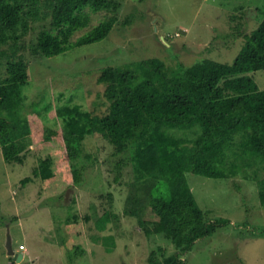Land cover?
Masks as SVG:
<instances>
[{"label": "trees", "instance_id": "obj_1", "mask_svg": "<svg viewBox=\"0 0 264 264\" xmlns=\"http://www.w3.org/2000/svg\"><path fill=\"white\" fill-rule=\"evenodd\" d=\"M120 6V0H0V58L6 57L5 75L0 77L2 157L18 159L33 144L38 161L32 172L44 189L52 190L58 181L78 185L83 180L77 166L82 141L87 135H100L112 146V156L122 155L113 164V180H119L127 163L132 169L123 213L135 217L147 237L161 234L178 251L162 259L151 251L149 264H185L180 255L227 222L206 219L190 190L187 172L209 178L241 173L255 182L264 208V176H260L264 171V11L257 26L244 33L239 31L243 17L236 13L240 6L227 11L232 29L228 35L243 37L230 63L203 58L168 68L161 59L149 57L108 65L96 78L104 84V113L82 110L78 104L50 108L46 102H33V111L23 113L28 62L17 54V42L30 22L41 27L27 46L29 53L49 57L107 37L118 21ZM99 11L107 15L88 28L90 13ZM127 23L129 18L124 20ZM42 116L47 124L60 119L52 121H60L59 126L45 125ZM29 180L25 177L22 183ZM160 184L165 194L160 193ZM149 213L153 219L144 218ZM116 216L105 210L96 218V227L105 229ZM260 232L264 235V225ZM73 248L74 256L83 253L81 246ZM68 254L73 259V253Z\"/></svg>", "mask_w": 264, "mask_h": 264}, {"label": "rangeland", "instance_id": "obj_2", "mask_svg": "<svg viewBox=\"0 0 264 264\" xmlns=\"http://www.w3.org/2000/svg\"><path fill=\"white\" fill-rule=\"evenodd\" d=\"M120 2L118 21L107 37L49 57L29 53L27 46L35 41L41 27L39 22H30V29L17 42V54L28 62L23 113L33 111V102H46L50 108L78 104L82 110L104 113V84L97 83L96 78L108 65L122 66L149 57L161 59L168 68L177 62L191 65L203 58L230 63L243 37L228 35L232 29L226 21L227 11L240 6L235 12L243 17L242 33L256 27L264 11V0ZM106 15L104 11L90 13L88 28ZM126 18L129 23L124 24ZM80 32H75L72 39ZM5 64L6 57H1L0 77L5 75ZM43 113L48 116V111ZM42 120L51 127L60 123H52L58 118L48 124L43 116ZM82 150L77 162L82 182L74 185L58 181L50 190L44 189L41 179L32 172L38 161L33 144L12 161H5L0 149V264H149L151 251L161 259L178 252L161 234L147 237L137 219L123 213L128 183L133 180L130 163L115 182L113 164L122 155L112 156V146L98 134L87 135ZM25 177L31 180L23 184ZM186 178L206 219L227 222L180 255L184 263L264 264V235L260 232L264 208L255 182L242 178L241 173L231 178H209L187 172ZM160 186V193L165 194L164 185ZM107 209L117 216L101 230L95 220ZM144 218L153 219L154 214H145ZM7 233L13 250L22 253L18 262L7 254ZM76 245L83 249L81 255L74 256ZM69 251L73 253L71 260Z\"/></svg>", "mask_w": 264, "mask_h": 264}, {"label": "water", "instance_id": "obj_3", "mask_svg": "<svg viewBox=\"0 0 264 264\" xmlns=\"http://www.w3.org/2000/svg\"><path fill=\"white\" fill-rule=\"evenodd\" d=\"M161 39L163 41L162 36H161ZM6 249H7V254L9 256H11L13 258V260H16L17 262L20 261V259L22 257V253L21 252H15L13 250L9 233H7V237H6Z\"/></svg>", "mask_w": 264, "mask_h": 264}, {"label": "flooded vegetation", "instance_id": "obj_4", "mask_svg": "<svg viewBox=\"0 0 264 264\" xmlns=\"http://www.w3.org/2000/svg\"><path fill=\"white\" fill-rule=\"evenodd\" d=\"M11 257V256H10ZM11 259H13L12 257H11Z\"/></svg>", "mask_w": 264, "mask_h": 264}]
</instances>
